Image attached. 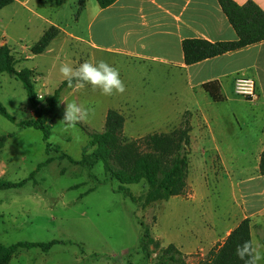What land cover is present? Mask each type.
<instances>
[{"label": "rangeland", "instance_id": "rangeland-1", "mask_svg": "<svg viewBox=\"0 0 264 264\" xmlns=\"http://www.w3.org/2000/svg\"><path fill=\"white\" fill-rule=\"evenodd\" d=\"M77 1L13 0L0 10V47L9 48L15 71L32 70L39 108L65 80L59 72L64 63L76 67L103 60L119 70L126 91L104 96L90 85L79 92L64 88L53 112L45 117L44 140V132L19 126L34 116L22 83L0 74V104L12 118L0 114V137L11 135L0 148V179L26 180L22 187L0 190V245L55 242L47 252L18 249L9 264H154L157 250L168 245L179 250L184 264H197L222 243L240 217L233 186L253 167L248 150L240 145L252 136L246 105L233 95L236 99L210 109L224 127L233 146L230 151L238 152L243 163L244 170L227 172L215 158L213 145L198 140L200 120L191 112L203 102L194 96L183 72L90 49L84 40L99 7L96 0H88L87 9L78 12ZM51 26L58 29L57 37L41 55L32 56L30 48ZM61 100L92 109L88 120L74 126L63 123L66 105ZM108 110L124 117L126 140L171 133L183 125L189 128L183 195L145 203L144 183L124 186L129 195L125 196L102 164L91 169L76 164L88 137L102 132ZM221 150L229 152L226 147ZM49 158L51 162L36 171ZM252 223V241L260 243L264 236L256 229L257 221ZM143 235L151 240L148 254L140 249Z\"/></svg>", "mask_w": 264, "mask_h": 264}, {"label": "crops", "instance_id": "crops-1", "mask_svg": "<svg viewBox=\"0 0 264 264\" xmlns=\"http://www.w3.org/2000/svg\"><path fill=\"white\" fill-rule=\"evenodd\" d=\"M232 1L238 5L251 1L264 12V0ZM87 7L88 0L84 10ZM88 29L84 41L93 51L137 60L143 63L140 65H161L183 72L194 96L201 98L204 104L191 112L200 120L202 134L198 140L213 145L212 148L217 150L215 158L227 172L237 171L243 163L239 161L238 152L230 151L233 146L226 140L224 127L210 109L239 97L233 92L236 77L254 80L256 98L246 100L239 97L242 98L240 102L246 105V123L250 124L252 134L250 142L243 140L240 145L248 150L247 159L251 160L253 167L250 173L240 174L233 186L240 217L226 236L244 219L250 220L251 240L253 221H257L256 229L264 236V175L258 172L260 155L264 151V42L185 66L182 40L198 38L223 42L237 39L216 0H116L106 8H96ZM207 83H215L218 101H214L202 88ZM219 143L230 153L223 152ZM242 158L246 162L245 157ZM228 165L232 167L227 168Z\"/></svg>", "mask_w": 264, "mask_h": 264}, {"label": "trees", "instance_id": "trees-1", "mask_svg": "<svg viewBox=\"0 0 264 264\" xmlns=\"http://www.w3.org/2000/svg\"><path fill=\"white\" fill-rule=\"evenodd\" d=\"M116 0H96L100 8L112 5ZM223 15L236 33L234 41L209 42L204 39L188 38L181 41V50L185 66H191L202 61L222 56L226 53L242 50L246 47L264 42V12L253 2L248 1L238 5L232 0H216ZM13 0H0V10L11 4ZM78 12L85 8L86 0H78ZM58 29L55 26L48 28L40 39L32 45V56L41 55L50 43L57 37ZM7 73L22 83L27 94L34 116L19 123L20 127H31L44 132V140L47 139L45 117L51 114L57 105L60 93L67 88L64 80L54 90L52 96L46 100L43 108H39V100L35 90L32 70H14V61L6 45L0 47V74ZM202 88L214 100L219 98L216 94L215 83H207ZM0 114L8 120L12 118L5 112L0 104ZM125 119L115 110H108L105 115L102 132L93 133L88 137L86 145L81 151L79 164L88 169L96 164H102L111 180L119 184L118 191L129 196L124 186L144 183L146 187L145 203H151L183 195L186 187L185 177L188 171L189 154V128L186 125L171 133H154L139 139L126 140L122 136ZM11 135L0 137V148L4 146ZM50 144H46V152H49ZM58 151V150H57ZM63 159L65 154L60 155ZM51 162L47 159L38 165L36 171ZM260 175H264V151L260 155L258 166ZM30 175V179L33 177ZM26 183L4 182L0 179V190L15 189ZM251 240L250 220H242L224 238L221 244L210 250L205 259L197 264H244L235 254L236 246L244 241ZM151 240L146 235L140 239V249L148 254V246ZM264 245V239H260ZM55 242L41 243H17L9 247L0 245V264H9L12 255L18 249L39 248L47 252ZM154 264H184L181 253L175 246L168 245L159 248L155 254Z\"/></svg>", "mask_w": 264, "mask_h": 264}, {"label": "clouds", "instance_id": "clouds-1", "mask_svg": "<svg viewBox=\"0 0 264 264\" xmlns=\"http://www.w3.org/2000/svg\"><path fill=\"white\" fill-rule=\"evenodd\" d=\"M59 72L66 80L67 86L74 92H79L88 85L93 91L99 90L104 96L123 94L126 91L119 70L103 60L96 63L85 61L76 67L64 63L60 65ZM61 101L66 105L63 123L74 126L88 120L92 109L74 101ZM235 254L244 264H261L264 261V245L247 240L236 246Z\"/></svg>", "mask_w": 264, "mask_h": 264}, {"label": "built area", "instance_id": "built-area-1", "mask_svg": "<svg viewBox=\"0 0 264 264\" xmlns=\"http://www.w3.org/2000/svg\"><path fill=\"white\" fill-rule=\"evenodd\" d=\"M233 92L236 96L246 100H254L256 98L254 80L245 76L236 77L233 83Z\"/></svg>", "mask_w": 264, "mask_h": 264}]
</instances>
